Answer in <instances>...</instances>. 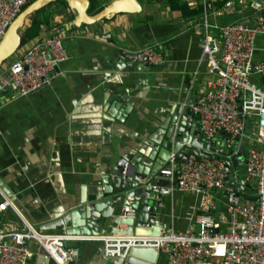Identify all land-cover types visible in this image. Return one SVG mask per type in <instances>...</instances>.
Here are the masks:
<instances>
[{
    "label": "crops",
    "instance_id": "crops-1",
    "mask_svg": "<svg viewBox=\"0 0 264 264\" xmlns=\"http://www.w3.org/2000/svg\"><path fill=\"white\" fill-rule=\"evenodd\" d=\"M87 1L86 10L93 14L110 0ZM181 1L191 9L202 2ZM206 1L207 23L222 25L234 19L248 22L257 0H242V5L233 0L242 14L221 15L216 11L224 0ZM129 2L135 9L74 25L75 7L54 0L28 15L20 29L23 42L0 66L5 70L44 35L62 36L67 58L55 65L50 83L26 95L0 90V190L9 199L0 210V227L27 224L41 233L70 235L65 246L78 253L68 264H113L102 241L85 238L108 234L103 220L99 226L94 220L93 200L102 178L112 175L122 157L145 160L143 153L151 149L147 136L156 134V126L173 111L185 116L212 76L206 63L199 62L203 16H185L167 0ZM211 32L219 35L216 29ZM145 46L160 51L164 62L121 65L122 52ZM159 200L156 218L166 227L197 229L196 222L185 218L197 202L193 193L173 190ZM209 212L216 218L226 214L221 191ZM71 223L80 233L72 232ZM82 228H89L88 233ZM28 247L31 256L25 264H57L37 241L29 240ZM164 261L159 253L156 264Z\"/></svg>",
    "mask_w": 264,
    "mask_h": 264
},
{
    "label": "built area",
    "instance_id": "built-area-1",
    "mask_svg": "<svg viewBox=\"0 0 264 264\" xmlns=\"http://www.w3.org/2000/svg\"><path fill=\"white\" fill-rule=\"evenodd\" d=\"M30 1L0 0V38ZM238 2L242 5V0ZM202 4L204 20L199 62L206 63L212 76L205 80L202 92L192 103V110L200 135L214 158L189 152L178 162L177 168L171 158L170 168L160 170L170 183L163 188V194L177 190L195 195L197 202L185 212V218L196 222L198 227L176 231L169 226L162 228L159 235L132 233L85 237L102 241L105 255H125L132 245H151L158 255H165L163 264H264V15L255 7L248 22L234 19L222 25H209L207 1L202 0ZM242 12V8H235L233 0H225L216 14ZM213 29L218 31V36L212 34ZM122 56L128 65L164 62L162 53L152 46L127 50ZM66 58L62 36L44 35L0 71V90L26 95L50 83L55 65ZM248 125H251L250 132ZM246 131L249 133L245 149L234 169L233 157ZM215 141H219L225 153L212 147ZM226 163L229 169L225 168ZM119 164L125 167L128 161L122 157ZM227 175L236 182L244 181L245 188L252 190L253 187L255 192L248 194L230 186L225 182ZM216 191L223 193L226 207V214L217 218L209 212ZM0 194V210H4L9 199L1 190ZM150 210L147 205L145 211ZM32 239L57 264H68L75 255L65 246L70 235L41 233L27 224L18 228L6 223L0 227V264H25L31 256L28 241Z\"/></svg>",
    "mask_w": 264,
    "mask_h": 264
},
{
    "label": "water",
    "instance_id": "water-1",
    "mask_svg": "<svg viewBox=\"0 0 264 264\" xmlns=\"http://www.w3.org/2000/svg\"><path fill=\"white\" fill-rule=\"evenodd\" d=\"M52 1L54 0H32L11 21L0 38V66L19 48L21 44L20 29L28 15ZM66 1L70 6L75 7L77 11L75 21L72 23L74 25L77 21L91 23L108 17L111 13L133 10L136 7V5L129 2L130 0H110L104 7L97 9L93 14H89L86 10L87 0ZM255 4L256 8L260 9V13L264 15V1L257 0ZM125 64L126 61L123 60L121 65L126 66ZM113 98L120 100L116 95ZM190 113L193 115L189 116ZM190 127H193L192 135L188 136ZM153 132H156V134L152 133L147 136L151 149L148 153H143V157L147 160L138 159L137 156L130 157L127 159V166L123 167L116 164L112 170V175L107 174L101 180V189L93 200V208L96 211L94 220L98 223V226L103 220V224L105 223L108 227L107 233L110 235L132 233L137 235H159L160 230L165 228L166 224L156 218V210L157 206L162 204L159 198L164 196L162 193L163 188L169 185L168 177L160 170L170 168L171 158L174 167L177 168L178 162L184 159L189 152H193L198 156L214 158V155L209 151L208 143L204 142L200 135L192 105L186 110L185 116H178V111H173L170 116L156 126ZM248 133L246 131L239 140L238 152L233 157L232 162L234 169H237L238 162L244 152ZM222 137H225V134ZM185 146L190 149L184 150ZM212 147H217L220 151L226 152L222 149L219 141H215ZM138 163H140L141 168ZM225 168H230L228 163H226ZM225 182L230 186L246 191L248 194L255 192V189L245 188L246 183L244 181L239 180L236 182L231 175L225 177ZM149 198L154 199L152 203L149 202ZM147 205H150V212L145 211ZM79 213L81 214V212ZM144 223L147 226H144ZM121 225L125 227H121ZM71 228L73 233L78 234L79 230L73 223H71ZM82 229L88 233L89 228ZM73 252L75 253L74 259L78 251L74 249ZM112 257H114L111 260L113 264H156L158 251L151 245H132L125 255L121 253V255Z\"/></svg>",
    "mask_w": 264,
    "mask_h": 264
},
{
    "label": "trees",
    "instance_id": "trees-1",
    "mask_svg": "<svg viewBox=\"0 0 264 264\" xmlns=\"http://www.w3.org/2000/svg\"><path fill=\"white\" fill-rule=\"evenodd\" d=\"M225 1V0H224ZM223 1V2H224ZM167 4L170 6L171 9L179 10L182 14L188 17H200L203 16V4L200 2V4L197 6V8L191 9L187 3L182 2L181 0H167ZM223 3H220L218 7H220ZM23 42V40L21 41ZM249 132L251 130V125H248Z\"/></svg>",
    "mask_w": 264,
    "mask_h": 264
},
{
    "label": "clouds",
    "instance_id": "clouds-1",
    "mask_svg": "<svg viewBox=\"0 0 264 264\" xmlns=\"http://www.w3.org/2000/svg\"><path fill=\"white\" fill-rule=\"evenodd\" d=\"M25 6H26V5H25ZM25 6H24V7H25ZM22 9H23V8H22Z\"/></svg>",
    "mask_w": 264,
    "mask_h": 264
}]
</instances>
